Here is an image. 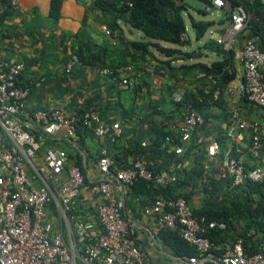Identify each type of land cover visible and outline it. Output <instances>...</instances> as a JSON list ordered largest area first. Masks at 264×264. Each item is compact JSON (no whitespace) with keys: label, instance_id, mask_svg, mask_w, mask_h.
Masks as SVG:
<instances>
[{"label":"built area","instance_id":"obj_1","mask_svg":"<svg viewBox=\"0 0 264 264\" xmlns=\"http://www.w3.org/2000/svg\"><path fill=\"white\" fill-rule=\"evenodd\" d=\"M207 2L229 13V23L219 42L234 51L244 72L224 87L216 76L204 74L215 86V99H226L229 114L226 149L223 151L217 140L206 144V149L211 155L224 152L217 177L230 178L232 188L242 191L251 183H264V120L246 118L238 105L246 97L264 111V51L258 37L239 43L251 18L257 19L245 2L236 6L231 0ZM20 9L21 0H0V13ZM103 29L110 34L107 25ZM78 62L77 55L72 54L65 72L73 74ZM26 71V62L0 54V264H148L149 256L138 245L136 229L124 216L119 182L130 187L144 178L156 186L175 184V165L155 172L138 157L131 166L117 169L111 146L123 137L122 124L106 121L99 106L89 104L88 92L72 97L71 110L65 106L50 110L28 108L26 102L36 81L27 80ZM110 72L108 68L101 70L104 75ZM129 74L131 68L122 76L123 83H128ZM164 79L165 71H154L155 87L160 88ZM79 109H84L83 121L101 145L98 169L104 176L91 186L92 193L101 200L98 225L82 219L78 212V199L86 183L82 168L66 149L44 147V137L27 128L33 124L49 136L64 129L69 136H76ZM204 122L199 111H187L180 122L171 126L174 135L166 138L167 151L183 154ZM205 140L201 135L197 142ZM146 211L155 216L160 231L178 228L197 249V254L186 256L184 264H264V241L254 254L245 253L241 239L233 245L226 244V249L217 253L185 198L159 197Z\"/></svg>","mask_w":264,"mask_h":264},{"label":"crops","instance_id":"obj_2","mask_svg":"<svg viewBox=\"0 0 264 264\" xmlns=\"http://www.w3.org/2000/svg\"><path fill=\"white\" fill-rule=\"evenodd\" d=\"M61 3L59 19L51 16L54 0H21V9L16 12L0 14V54L15 60L26 62V79L36 81L26 105L30 109H53L65 106L67 110L74 107L73 96L88 92L91 98L101 106V112L106 121L120 122L124 128V135L117 145L111 146V156L118 169H123L134 161L133 153L136 142H147L153 135L152 124L158 119L151 110L155 104H161L160 109L171 111L174 108V99H179L185 92L197 88H207L209 80L205 72L197 63H207L210 66L222 59V53L217 46H223L219 39L229 23L225 11L206 3L208 14H199L192 4L190 14L198 20L213 21L205 36L197 39L195 30L194 39L188 35L186 23L187 43L176 46L169 42L161 41L167 47H179L185 55H179L167 66V76L163 85L157 88L152 83L154 68L159 61L168 60L169 57L154 50L155 61L151 62L146 81L138 87L137 92L123 85H116L106 81L101 69L77 65L73 74L65 73L67 59L72 55V48L81 36L88 38L94 45L102 43L106 32L97 13L93 12L95 0H59ZM210 7L220 10L219 17L209 13ZM201 8V7H200ZM189 18L190 14L187 12ZM185 17V14H184ZM186 22V19H185ZM129 39H142L144 34L139 30H130L123 24ZM251 38L243 35L239 38L240 45ZM194 55L189 56V53ZM237 75H243L242 64L235 60ZM124 73L121 75L123 76ZM42 77L45 79L41 80ZM240 112L249 119H264V111L258 106L242 99L238 103ZM133 108L132 112L128 110ZM205 113L207 122L200 135L204 136L207 144L218 138L226 137L227 119L224 110L212 105ZM30 127L38 128L35 125ZM50 142L44 147H61L69 153H79L80 163L86 176V183L78 199V212L82 219H89L98 225V207L101 203L98 195L91 191V184L101 179L104 175L98 169V155L101 145L93 136H69L64 129L50 135ZM186 151V147H185ZM184 151V153H185ZM183 153V154H184ZM210 174L217 175L223 163L224 152L211 155L203 146ZM181 158L180 155H176ZM150 158V159H149ZM155 159V160H154ZM146 164H161L158 157H144ZM192 159L184 160L183 167L190 168ZM115 162V161H114ZM174 164V162L172 163ZM109 177L113 178V174ZM119 198L124 203V216L137 232L139 247L149 256L148 264H184L186 255H180L175 248L166 242L157 227L154 215L147 213L146 209L156 198L159 190L154 187H145L140 190V195H134L130 188L119 184ZM158 190V191H157ZM178 194L192 193L189 201L192 207L202 205L204 196L199 191H193L186 186L176 189ZM244 223V220H242Z\"/></svg>","mask_w":264,"mask_h":264},{"label":"trees","instance_id":"obj_3","mask_svg":"<svg viewBox=\"0 0 264 264\" xmlns=\"http://www.w3.org/2000/svg\"><path fill=\"white\" fill-rule=\"evenodd\" d=\"M203 1L208 3L207 0ZM231 2L233 6L245 2L247 10L257 17V19L251 18L249 27L241 36L246 34L249 37H258L260 46L264 51V0H253L252 2L231 0ZM60 7V1L54 0L51 10V16L54 19L60 18ZM191 8L192 6L187 0H95L93 12L97 13L103 25H107L110 34L106 33L102 43L98 45H94L91 40L81 36L73 45L71 53L77 55L79 65L101 70L108 68L111 72L105 75L106 81L123 85L127 89L131 88L133 92H137L138 87L142 84L141 81H146L145 76L151 62L156 59L154 50L169 57L168 60L159 61L155 66L156 68H154L156 72L165 71V78L167 76L166 67L171 64L172 60L181 54L185 55L179 47L187 43L184 14L187 12L190 14ZM195 9L201 15L208 14L206 9L200 7ZM225 13L228 16L226 18L230 19L229 13ZM190 17L197 39L200 40L214 22L198 20L192 14H190ZM123 24L127 25L131 31H142L144 37L142 39H129ZM161 41L179 47H167ZM217 47L223 55L221 60L215 61L211 66L202 62L195 64V66H199L206 75L216 76L220 81V85L224 87L238 76L235 68L234 51L225 48L224 45ZM188 55L192 56L194 54L190 52ZM129 68L132 69V74L128 76V83H123L121 75L127 73ZM214 90L215 86L209 81L207 88H197L185 92L179 99H174V108L171 111L160 109L161 104L159 103L153 106L151 114L158 117L157 120L155 118L152 124L153 135L147 141V144H144V142L134 144L135 149L131 150L134 154L133 161L138 157L143 159L149 157V155L152 158L159 157L161 159L159 166L147 164L155 172L170 168L174 162L178 181L168 186H156L152 181L139 178L129 188L134 195H140L142 188L154 187L159 190L158 193L161 194L159 196L161 198H185L189 203L192 193L178 194L176 189L186 186L192 187L193 191L196 189V191L203 194L204 201L198 207L191 206L193 214L204 229L203 235L208 237L215 246V251L222 253L226 249V244L233 245L241 239L245 253L254 254L260 251V244L264 241V183H251L242 191L232 188L230 178L219 179L217 175L210 174L205 154L201 153L203 146L208 143L207 140L203 143L197 142V139L201 136L200 132L204 129V125L208 120L205 110L209 106L215 105L225 112L227 111L226 99L223 96L215 99ZM244 99L250 102L246 97ZM89 104H95L101 110V106L91 96ZM193 109L203 114L205 122L199 132L195 133L193 141L186 145L185 153L181 154V158H178L175 154L167 151L166 138L174 135L171 126L180 122L184 118V114ZM259 109L261 108L259 107ZM132 110L133 108L128 111L132 112ZM83 112L84 109H79L77 123V135L81 137H85L88 133L92 134L83 121ZM226 119L229 121L228 112ZM27 128L37 136L44 137V146L50 142V136L45 134L42 129L30 126ZM216 140L222 144L224 151L227 147V137L223 136V138ZM176 142L182 143L179 140ZM69 156L82 168L79 153L77 155L69 153ZM100 157L101 152H99L98 160ZM186 159H192V166L189 169L183 167ZM114 161L116 167L117 159L115 158ZM131 165L129 164L127 167ZM242 220H244V223H242ZM212 223H214V226H211ZM160 233L162 238L170 243L178 254L191 256L198 253L197 249L181 236L178 228L162 229ZM207 264L218 263L208 261Z\"/></svg>","mask_w":264,"mask_h":264},{"label":"rangeland","instance_id":"obj_4","mask_svg":"<svg viewBox=\"0 0 264 264\" xmlns=\"http://www.w3.org/2000/svg\"><path fill=\"white\" fill-rule=\"evenodd\" d=\"M190 4H192L194 7H201V8H205L206 7V3L203 0H187ZM210 11L209 13L214 14L216 17H219L220 14V10H217L213 7L209 8ZM212 16H206L205 19L209 20L208 18H211ZM185 19H186V23L188 25V35L192 38V40L195 42L194 39V31L191 25V19L189 18L188 14L185 13Z\"/></svg>","mask_w":264,"mask_h":264},{"label":"water","instance_id":"obj_5","mask_svg":"<svg viewBox=\"0 0 264 264\" xmlns=\"http://www.w3.org/2000/svg\"><path fill=\"white\" fill-rule=\"evenodd\" d=\"M122 186H124V183L123 182H119Z\"/></svg>","mask_w":264,"mask_h":264}]
</instances>
